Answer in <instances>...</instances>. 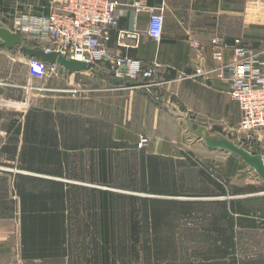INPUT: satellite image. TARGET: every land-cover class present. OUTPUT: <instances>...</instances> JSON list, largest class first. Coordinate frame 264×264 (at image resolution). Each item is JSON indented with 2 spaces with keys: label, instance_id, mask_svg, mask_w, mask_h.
Returning <instances> with one entry per match:
<instances>
[{
  "label": "crops",
  "instance_id": "0c3cea01",
  "mask_svg": "<svg viewBox=\"0 0 264 264\" xmlns=\"http://www.w3.org/2000/svg\"><path fill=\"white\" fill-rule=\"evenodd\" d=\"M117 1L119 25L110 33L109 58L79 72L63 67L62 72L73 77L63 82L60 79L43 82L41 91H37L39 84L29 77L28 55L21 46L9 48L0 39V113H24L15 118L22 122L20 128L11 125L15 119L4 127L0 125V150L4 156L0 166L18 163L17 157L14 160L3 154V148L16 147L19 153L27 144L24 126L27 113L72 117L80 133L90 130L110 142L127 145L114 149H133L139 153L143 149L145 154L189 165L188 150L199 148L201 155L215 150L202 143L206 137L219 139L207 130V123L239 124L243 114L238 101L230 95L229 72L219 67L231 58V52L224 49V59L217 60L212 39L218 37L232 44L240 38L256 50L264 49V0H141L142 7L138 9L133 0ZM48 2L0 0V26L13 30L17 16L45 13ZM149 7L164 10L165 26L160 42L148 34ZM192 41L198 44L193 46ZM121 58L140 61L144 68L153 70L152 77L132 80L115 76L110 67ZM198 69L211 72L194 77ZM126 70V66L120 67L121 72ZM140 135L149 137V143L141 149L137 146ZM258 143L259 151L254 153L264 158V138L260 137L255 144ZM185 180L188 183L187 174ZM7 181L8 190L0 192V264L42 261L44 257L27 256L29 233L23 238L20 198L13 178ZM94 186L142 197L182 201L188 197ZM260 190L243 192L239 198L264 199V191ZM227 196L220 197L227 199ZM261 206L264 208V204Z\"/></svg>",
  "mask_w": 264,
  "mask_h": 264
},
{
  "label": "trees",
  "instance_id": "16d2710c",
  "mask_svg": "<svg viewBox=\"0 0 264 264\" xmlns=\"http://www.w3.org/2000/svg\"><path fill=\"white\" fill-rule=\"evenodd\" d=\"M11 125L21 127L22 122L15 119ZM24 126L27 144L19 153L16 147L10 148L8 145L3 148V152L14 160L17 157L18 163L9 167L30 173L0 172L13 177L22 210L23 238L24 234L29 233V257H45L57 249L65 241L74 216L86 215L92 219L101 238L108 244L120 207L128 213V223L133 225V233L136 235L137 225L141 224L139 213H143L146 222L160 224L168 219L173 209L184 208L188 203L184 200L142 197L94 185L171 196H191L193 193L190 190H195L186 182V172L181 173L180 182L175 170L179 163L187 168L198 165L196 161H191L190 153L187 156L189 165L180 160L145 154L142 149L136 165L125 157L127 153L114 149L127 147L125 143L110 142L105 136L95 135L90 130L80 133L72 117L53 113H27ZM120 171L128 179L125 183L117 184ZM135 174L140 175L139 181ZM198 175L201 181L209 185L204 188L207 196H226L229 193L226 187L229 181L220 177L216 169L210 171V166L202 167ZM7 180L2 177L3 182ZM211 186L217 190L213 194ZM232 191L235 194L245 192L237 188ZM220 202L222 214L230 222L232 215L240 217L250 210L239 199ZM110 257L108 246L103 247L102 262L108 264Z\"/></svg>",
  "mask_w": 264,
  "mask_h": 264
},
{
  "label": "rangeland",
  "instance_id": "374dc122",
  "mask_svg": "<svg viewBox=\"0 0 264 264\" xmlns=\"http://www.w3.org/2000/svg\"><path fill=\"white\" fill-rule=\"evenodd\" d=\"M24 45L34 47L32 44ZM29 59L28 55L27 71L30 79L39 84L36 86L37 91H41L42 83L48 80L60 79L63 82L73 77L65 71L62 72L61 69L51 75H33L29 71ZM34 92L36 93V90ZM21 114L24 113H0V118L3 119L0 125L4 127L10 124L12 119L21 118ZM238 126L239 124L231 126V121L227 126L223 123L220 126V122L207 123V130L214 137L217 136L215 138H225L252 153L259 151L260 143L255 144L243 138ZM202 143L205 146L207 144L205 139ZM124 152L127 153L125 157L138 164L139 151L129 149ZM188 153L192 157L191 161H196L198 165L187 168L183 163H179L175 169L180 182L181 173L186 172L189 186L195 188L190 190L193 195L184 199L189 203L184 208L173 209L167 216L168 219L160 224L146 222L143 213H139L141 224L137 225L135 235L133 225L128 223L130 222L128 213L120 207L108 244L101 238L97 225L92 219L86 215L74 216L69 224L65 241L53 252L46 254L42 261L33 264H104L101 250L106 246L111 254L108 264H264V208L261 206L264 204V199L255 196L240 199L239 196L242 194H235L232 191L236 188L245 190L244 193H256L260 189V192L264 191L262 177L235 153L220 147L213 151L209 149V152L203 155L200 154L199 148L188 150ZM3 157L0 150V159ZM208 166L210 171L216 169L220 177L229 181L226 186L229 189L227 199L220 195L215 197L205 194L204 188L209 185L198 178V171ZM1 169L20 172L18 168L9 166L1 165ZM134 171L136 172V169ZM121 172L117 174V184L126 182L127 175ZM1 173L3 175L0 174V192H5L9 188V183L2 181V177L6 174ZM139 176H137L138 181ZM9 177L12 176L7 175L6 178ZM211 189L212 194L217 191L212 186ZM238 199L242 200L245 206L250 207V210L240 217L237 214L232 215L233 219L230 222V219L224 218L222 214L220 201L228 203Z\"/></svg>",
  "mask_w": 264,
  "mask_h": 264
},
{
  "label": "built area",
  "instance_id": "2783aa9c",
  "mask_svg": "<svg viewBox=\"0 0 264 264\" xmlns=\"http://www.w3.org/2000/svg\"><path fill=\"white\" fill-rule=\"evenodd\" d=\"M45 13L27 14L16 17L14 32L21 35L23 44L31 43L33 48L46 53L57 51L68 59L85 62L88 67L97 66L109 58L107 43L111 30L119 25L117 0H49ZM138 9L141 0H133ZM148 34L157 42L163 37L165 14L162 7H149ZM213 55L219 61L224 59L223 51L229 48L231 58L219 66L229 72L230 95L240 104L243 114L238 129L243 138L254 143L264 138V49H255L243 39L229 44L221 38H213ZM198 43L192 41V45ZM29 71L36 76L51 75L63 68L54 63L31 57ZM126 66L125 72L120 67ZM117 77L132 80L149 79L153 70L144 68L138 60L118 59L110 67ZM198 69L197 77L210 73ZM149 137L140 135L138 148H144Z\"/></svg>",
  "mask_w": 264,
  "mask_h": 264
},
{
  "label": "water",
  "instance_id": "95a60500",
  "mask_svg": "<svg viewBox=\"0 0 264 264\" xmlns=\"http://www.w3.org/2000/svg\"><path fill=\"white\" fill-rule=\"evenodd\" d=\"M0 39L9 48L21 46L22 50L29 56L42 59L51 64L57 63L71 72H79L88 68V65L85 62L75 59H68L65 55L57 51L46 53L41 49H35L24 45L21 35L6 26H0ZM206 143L212 148L220 147L232 151L238 157L243 159L244 162L252 167L256 171V173H258L259 176L264 179V158H262L261 155L254 154L247 149L241 148L234 144L232 141H228L225 138L214 140L210 137H206Z\"/></svg>",
  "mask_w": 264,
  "mask_h": 264
}]
</instances>
